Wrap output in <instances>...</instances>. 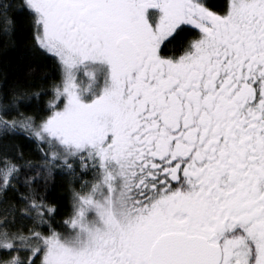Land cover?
Here are the masks:
<instances>
[{
    "label": "snow or ice",
    "instance_id": "snow-or-ice-1",
    "mask_svg": "<svg viewBox=\"0 0 264 264\" xmlns=\"http://www.w3.org/2000/svg\"><path fill=\"white\" fill-rule=\"evenodd\" d=\"M20 34L0 264H264V0H0Z\"/></svg>",
    "mask_w": 264,
    "mask_h": 264
},
{
    "label": "trees",
    "instance_id": "trees-1",
    "mask_svg": "<svg viewBox=\"0 0 264 264\" xmlns=\"http://www.w3.org/2000/svg\"><path fill=\"white\" fill-rule=\"evenodd\" d=\"M18 40V47L17 48H11L8 47V50L5 55L0 56V70H4L3 61L7 60L9 62V67L6 69L7 74L10 78V82L13 79L19 78L22 76L24 72L27 71L24 67H17L20 62V56L22 53V44L19 42L23 40V34H20L17 37ZM7 44V39L4 37H0V50H3ZM47 100V97H42L40 100V103H45Z\"/></svg>",
    "mask_w": 264,
    "mask_h": 264
}]
</instances>
